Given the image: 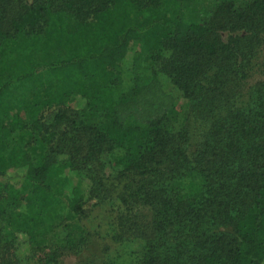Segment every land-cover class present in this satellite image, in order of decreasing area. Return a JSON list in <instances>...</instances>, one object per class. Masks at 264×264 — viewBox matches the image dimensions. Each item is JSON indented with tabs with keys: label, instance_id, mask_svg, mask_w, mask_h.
Returning a JSON list of instances; mask_svg holds the SVG:
<instances>
[{
	"label": "trees",
	"instance_id": "1",
	"mask_svg": "<svg viewBox=\"0 0 264 264\" xmlns=\"http://www.w3.org/2000/svg\"><path fill=\"white\" fill-rule=\"evenodd\" d=\"M185 1L0 0V57L20 30L68 50L0 85V264H61L88 249V179L99 199L118 191L122 220H136L129 230L144 241L136 262L106 264H264V78L248 83L264 74V0H224L206 23L182 19ZM118 5L141 19L117 28ZM138 41L190 101L189 125H172L176 98L154 73L116 95V67ZM40 70L48 81L24 108L26 124L9 88ZM73 96L91 118L45 117ZM116 149L117 184L107 187L99 172ZM59 154L65 167H56Z\"/></svg>",
	"mask_w": 264,
	"mask_h": 264
},
{
	"label": "rangeland",
	"instance_id": "2",
	"mask_svg": "<svg viewBox=\"0 0 264 264\" xmlns=\"http://www.w3.org/2000/svg\"><path fill=\"white\" fill-rule=\"evenodd\" d=\"M31 2L32 0H22ZM224 0H190L181 5L180 15L183 20L188 22L206 23L210 20L217 5ZM235 6H243L249 0H230ZM113 14L117 28H122L130 21H138L141 15L136 9L118 5L113 8ZM68 55L66 47L57 46L49 36L42 34L36 40L27 37L25 30L18 31L12 38L8 39L2 47V56L0 57V85L7 80L17 78L24 72L39 66L42 63H50L65 58ZM116 71L122 76V83L116 89V95L120 96L129 92L139 77H152L153 73L163 82L166 91L172 93L177 101L179 116L172 121V125L180 129L189 125L192 120L190 101L183 96V93L170 81V78L160 72L159 66L152 55L144 47L142 42H136L130 49L125 58L116 67ZM46 70H40L34 78H26L16 81L9 88V95L15 103L19 113L24 118L26 124H29V118L24 108L34 99L39 98L48 81ZM264 74L256 71L248 79L249 84L255 83L258 79H263ZM86 100L73 96L65 105L46 107L43 114L46 118L58 111L68 115L76 114L79 117H90L86 108ZM126 118V117H125ZM99 120V118H94ZM191 119V120H190ZM101 120V119H100ZM196 123H194V126ZM66 127L62 123L58 130ZM196 129L194 128V131ZM196 139V138H195ZM33 145H36L33 143ZM35 158H39L40 150L32 151ZM121 149H116L111 155L107 154L103 161L104 170L100 173L107 187L117 184V175L120 167L113 164V157L120 154ZM68 156L59 154L57 156L56 167H65ZM59 184H56V186ZM30 183L23 184V194L27 196L31 193ZM84 195V214L82 223L89 234L88 249L79 254L70 253L62 257L61 264H106L109 261L117 262H136L139 250L143 245V240L134 237V232L130 227H135L136 220H122L125 206L119 200L116 191L111 197L102 196L97 198L98 193L92 190L90 179L84 181L82 185ZM104 191V190H103ZM136 210V209H135ZM142 213L149 214V209L140 208ZM137 210V211H140ZM147 216V215H145ZM6 222L0 221V233L6 231ZM136 236V235H135ZM22 242V240H21ZM28 249L21 243L18 254L25 258Z\"/></svg>",
	"mask_w": 264,
	"mask_h": 264
}]
</instances>
